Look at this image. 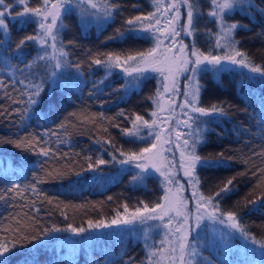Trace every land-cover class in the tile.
Segmentation results:
<instances>
[{
    "label": "trees",
    "instance_id": "16d2710c",
    "mask_svg": "<svg viewBox=\"0 0 264 264\" xmlns=\"http://www.w3.org/2000/svg\"><path fill=\"white\" fill-rule=\"evenodd\" d=\"M10 2L15 4L16 0ZM110 2L121 7L114 19L102 27L97 26L95 17L87 14L82 16L81 10L75 6L72 12L63 15L64 27L60 29V39L70 54L69 59L73 63H80L81 69L79 73L74 68L69 69L64 74V80H71L70 87L57 88L51 97L47 94L51 85L46 84L42 103L33 106L24 119H21V112L28 107V97L22 93L31 91L26 89L29 81L39 82L44 75V68L42 65L32 69L24 67L37 55V45L29 42L18 58L15 44L22 36L34 33L37 26L33 23L23 28L13 21L10 24V36H0V40H10V43L3 44L0 52L6 48L12 63L22 69V72L16 73L15 79L25 80L24 85L16 83L13 87L7 72L0 73L8 85L6 89H0V105L4 106L0 111L7 109L0 116V141L16 140L28 135L38 138L31 147L20 149L7 142L0 143V159L9 162L8 166L0 164V195L5 196L0 200V225L19 211H25L32 213L40 223L44 222L46 228L53 225L67 228L71 224L88 229V220H103L109 224L118 211L123 214L122 205L125 203L131 206L136 201L142 207V201L151 207L160 202L164 195L162 179L156 174L148 173L142 181H133L139 171L128 165L113 162L97 170L88 168L86 157H91L92 161L97 157L111 160L112 155L122 159L116 149L139 151L155 142L154 137L147 141H133L121 129L132 128L135 115L143 116L151 123V114L155 112L156 106L154 101L160 98L157 89L160 87L165 91V85L157 81L156 75L145 76L138 88L125 90L121 86L126 79H130L125 77L120 68L113 69L112 74L105 79L106 69L91 63L90 56L97 52L147 53L154 47L152 36L146 33L137 34L144 37L141 39L128 36L123 40H106L115 34L117 28L124 27L127 17L155 12L153 0ZM29 3L36 7L41 0H29ZM252 3L254 7L248 11L229 13L228 20L247 25L246 28L237 29L234 34L235 40L239 41L237 47L254 64L264 66V0H252ZM200 6L205 15L200 20V31L195 41L197 47L207 54L210 46L215 44V39L206 30L215 32L217 28L207 16L210 0H200ZM84 7L88 8V5ZM15 10L20 11L21 7ZM183 39L187 45L193 42V37L183 36ZM69 41L75 43L69 44ZM224 51L214 49V54L223 55ZM197 79L203 86L199 97L200 106L211 108L213 104H221L227 111L225 116H200L197 121L206 130V142L197 148L199 155L216 159L217 154L223 152L227 164L198 166L196 173L201 182L200 191L204 195H211L218 191L222 182L235 177L233 191L221 199V207L238 211L241 223L247 230L258 240H264V173L261 172L264 169V157L260 155L264 151V131L256 119L264 106V77L236 66L223 67L220 71L208 68L200 72ZM101 80L104 83L93 88V84ZM5 91L11 94L12 99L4 95ZM14 109H20L21 112H15ZM121 111L124 115H117ZM70 113L77 115L72 116ZM62 123L63 128L60 127ZM137 123L141 125L140 135L147 137L148 128L141 122ZM41 148L48 149V156L40 153ZM229 157L231 160L227 159ZM36 177L43 182L38 183ZM32 184H36L37 192L31 188L24 190L25 185ZM13 185L20 186L19 194L17 191H8ZM251 200H255L256 204H249ZM124 215L127 217L128 213ZM37 224L36 221L33 225ZM27 227L25 225L20 229L28 234ZM222 228L204 221L201 229H198L204 238L200 245L203 257L212 259L213 264H261L264 258L258 246L243 239L239 233L221 240ZM156 236V233L153 234V237ZM208 238H211V244L207 242ZM5 241L11 246L13 240ZM145 249L150 250V246L143 238L135 239L126 227L113 225L89 229L80 235L71 231L49 235L40 232L35 240H21L6 257L10 264H106V260H111L113 264H125L130 258V264H139Z\"/></svg>",
    "mask_w": 264,
    "mask_h": 264
},
{
    "label": "snow or ice",
    "instance_id": "6c2138e0",
    "mask_svg": "<svg viewBox=\"0 0 264 264\" xmlns=\"http://www.w3.org/2000/svg\"><path fill=\"white\" fill-rule=\"evenodd\" d=\"M153 3L156 5L155 12L148 13L147 15L141 14L127 17L124 20V27L117 28L115 34L107 37L106 40H123L128 36L141 39L144 37L137 34L146 32L152 35L155 42L154 47L150 48L147 53L136 52L135 54H123L114 51L97 52L92 54L90 59L92 64L102 66L106 69L105 79L112 74L113 69L120 68L125 74V77L132 78L131 80L126 79L125 84L121 88L131 90L139 87L142 78H146L144 74L148 71H157L163 75V69L157 67L161 63L157 52L163 40L156 33H166L163 39L169 40L170 42H176V37L180 36L181 33L186 37H193L191 45L184 44L183 40L178 41L180 44L178 51L182 54L179 57L181 71L183 73H191V75L186 77L188 83L186 85V91L184 92L185 101L181 105V108L186 107L189 110L184 113L187 116L185 127L189 131L187 133L188 138L183 140L180 168L183 170L184 176L188 178L189 186L193 188V198L196 200V213H191L188 209V200L178 194L183 190L184 185L179 184V181L171 174L170 170L174 165L166 164L164 157L158 149L157 143L151 142L147 147L141 148L139 151L116 149L120 156L123 157L122 159H118L116 155H112L111 160H105L101 157H97L95 161H92L91 157H86V159L89 161L88 168L90 170H97L100 166L113 162L120 165H133L141 170L133 177V181H142L148 169H154L155 172L163 177L162 185L164 187V195L161 197L160 202L149 207L147 203L141 201L142 207H135L131 211L130 216L127 217L124 214L129 213V205L125 203L122 205L124 210L123 214L118 211L109 224H106L103 220L96 222L88 220V229L83 226L73 227L71 224L67 228H59L53 225L51 228H43L42 233L49 235L54 232L71 231L76 235H80L89 229L108 228L113 225L119 227L121 225L135 224L138 221L145 223L148 220H158L160 223L156 227H162L166 230L164 239L160 243L161 245L166 243L169 245L167 251L171 257V264H202V262L203 264H213L212 259L202 256V247H200L201 241L204 238L201 237L198 229H201L204 220L207 219L212 225L223 226L220 235L221 240H224L234 233H239L243 239L258 246L261 249L260 255L264 258V240H258L247 230L245 225L241 223L238 211L224 210L221 207V199L233 191L235 177L222 182V186L213 194L204 195L200 191L199 185L201 182L196 173L198 166H227L223 152L218 153L216 159H210L202 157L197 151L198 146L206 142V130L202 129L197 123L199 117L227 115L226 108L221 104H213L211 108L200 106L199 97L203 86L197 79L199 73L207 71L209 66L213 70L220 71L223 69V63L227 62L232 65L247 68L250 72L259 73L264 77V66L254 64L247 54L237 47L239 41L234 38L236 30L246 28L247 25H242L238 21L229 22L228 20L229 13H235L237 10L248 11L252 9L254 7L252 0H210V10L207 12V16L216 25L217 31L212 32L211 29L206 30L215 39V44L210 46L207 54L197 47L195 41V37L200 31V20L205 15L200 6V0H171L167 4H163L162 0H153ZM85 5H88V8H85ZM74 6L81 10L82 16L87 14L88 16L95 17L98 27H102L107 21L113 20L115 13L121 7L119 4L111 3L110 0H55V2L53 0H41V3L36 7L30 6L29 0H16L15 4L10 2V0H0V36L4 38L10 36V24L13 21L23 28L33 23L37 26L34 33L22 36L15 44V52L18 58L19 54L29 42L37 45V55L25 63L24 67L32 69L34 66L38 67L42 65L44 68V75L39 82L34 83L29 81L26 89H31V91L22 93V95H27L28 97L26 102L28 107L23 109L22 112L20 109H14L15 112H21V119L27 117L28 112L33 106L42 103V93H45L46 84L50 83L51 85L47 93L51 97L57 88L67 89L70 87L71 80L67 82L64 80V74L69 69L74 68L77 73L81 69L80 63H73L69 59L70 54L65 50L64 42L60 39L59 35L60 29L64 27L62 22L63 15L72 12ZM161 6L169 13V16L166 17L165 25L158 27L161 25V19L156 16V12L160 11ZM16 7H21V10L16 11ZM101 8L102 11H100ZM89 9H95L96 11H89ZM5 42L10 43V40H0V48L3 47ZM68 43L74 44L75 42L69 41ZM214 49H224L225 51L223 55H219L214 54ZM168 51H171V47L168 48ZM6 53V48L3 52H0V73L7 72L8 76L11 77L13 87H15L16 83L24 85V79L18 81L15 79L16 73L22 72V69L17 64L12 63L11 58ZM164 58L165 60L169 59L167 56ZM172 59H177L176 53H173ZM167 78L165 76V79ZM103 83L104 80L94 83L93 88H97L99 84ZM7 86L5 79L0 76V89H6ZM116 90L119 91L120 89ZM165 91H168L167 85H165ZM4 95L12 99L11 94L7 91L4 92ZM157 95H159V89H157ZM13 102L16 101L13 100ZM3 107V105H0V108ZM5 112H7V109L0 111V116H3ZM70 115L76 116L77 114L70 113ZM100 115L103 118V114L101 113ZM117 115L123 116L124 113L121 111ZM152 115L156 116L157 114L153 112ZM256 119L258 126L264 131V106L257 113ZM137 122H141L144 127L148 128L147 137L140 135L141 125ZM153 125H155V121L150 123L143 116L135 115V119L132 121V128L121 129V131L124 135L133 138V141L136 139L147 141L150 137H154V140L158 141L160 140V133L153 132ZM60 127L63 128L64 124L62 123ZM37 139L36 136L28 135L16 140L0 141V143L7 142L20 149L31 147L33 141ZM113 147L115 146L113 145ZM40 153L48 156L49 151L46 148H41ZM260 155L264 157V151ZM227 159L231 160V157ZM0 164L8 166L9 162L0 159ZM261 172L264 173V169H261ZM36 179L38 183L43 182L39 177H36ZM169 185H178L176 192H173ZM28 188H31L33 192L38 191L36 184L24 186V190ZM8 191H17L19 194L21 189L19 185H13ZM4 198V195H0V200ZM109 199L112 198L109 197ZM248 203L255 205L256 201L251 200ZM174 220H176L175 228L172 227ZM31 230L37 234L29 236L22 229H16L20 233V239L13 240L11 246L8 241L0 239V264H10L6 254H10L15 245L20 243L21 240H35L38 238L40 230L36 228H32ZM177 233L179 235H176ZM193 233H195V236H193ZM169 235H175L174 246L173 241L168 239ZM145 239H147V236ZM207 242L211 244V238H208ZM165 250L163 248L150 247L147 264H160V260L165 257H160L159 254ZM130 260L126 261L125 264H130ZM93 264H96V262H93ZM106 264H113V262L106 260ZM261 264H264V259H262Z\"/></svg>",
    "mask_w": 264,
    "mask_h": 264
},
{
    "label": "rangeland",
    "instance_id": "374dc122",
    "mask_svg": "<svg viewBox=\"0 0 264 264\" xmlns=\"http://www.w3.org/2000/svg\"><path fill=\"white\" fill-rule=\"evenodd\" d=\"M53 2H55V0ZM169 2H171V0H162L163 4H167ZM156 13L157 17L161 19V25L158 27H163L166 23V17L169 16V13L165 11L163 6H161L160 11ZM146 35L152 36L150 33H146ZM156 35L160 36L163 40V43L161 44V47L157 52V55L159 56L161 61V63L157 65V67L163 69V75H161L160 72L157 71H148L144 75H156L158 78L157 81H159L162 85H167L168 91H163L159 87V95L157 96H160V98H158V101L156 99V106L154 108V111L157 115L153 116L151 114V120L155 121V125H153L152 130L153 132L160 133V140H155V143H157L158 149L165 159V163L174 165V167L170 170L171 174H173L175 179L179 181V184L184 185L183 190L178 194L188 200V209L192 214H195L196 200L193 198V188L189 186L188 178L184 176V172L180 168L183 140L188 138L187 133L189 131V129L185 127L187 116L184 115V113L189 110L186 107L181 108V105H183L185 101L184 92L186 91V85L188 83L186 77L188 75H191V73H183L181 71L179 57H181L182 54H180L178 51L180 48V44L178 43V41L183 40V43L186 45L187 43L183 39V33H181L180 36L176 37V42L164 40L163 37L166 35V33L158 32L156 33ZM169 47H171V51H168ZM173 53L177 54V59L175 60L172 59ZM165 56H167L169 59L165 60ZM236 66L238 65H232L227 62L223 63L224 68ZM209 69H212L211 66H209ZM165 76H167L168 78L165 79ZM129 79L131 80L132 78L129 77ZM128 166L138 169L133 165ZM138 171L140 172L141 170L138 169ZM148 173L156 174L163 180V177H161L159 173L155 172L152 168H149L148 172L145 174ZM169 187L172 188L173 192H176L178 185H169ZM139 205V203H136V201H134L133 204L129 206V213L127 216H130L131 211L135 207H140ZM25 213H27V215H25ZM7 219L2 223V225H0V239L3 240L20 239V233H18L16 229L22 226L25 227V225H28L26 231H28L27 235L29 236L35 235V232L31 230L32 228L39 229L41 233L42 229L46 228L45 223H40V221L36 219V217L30 212L19 211L17 215H14L13 217ZM36 221L38 222V224L34 226L33 224ZM204 221L208 220L205 219ZM159 223L160 221L158 220H148L145 223H140L138 221L135 224L121 225L120 227L124 229L126 227L129 233H131L133 235V238L135 239L143 238L150 247L166 249L159 254L160 257H165L160 260V264H171V257L169 256V252L167 251V249H169V245L167 243L161 245L160 243V241L164 239L166 230L162 227H156V225H158ZM172 227H176V220L173 221ZM155 233L158 236L153 237V234ZM176 235L179 234L177 233ZM146 236L147 239H145ZM168 239L175 243V235H169ZM145 250L146 251L143 253L139 264H147V256L149 250Z\"/></svg>",
    "mask_w": 264,
    "mask_h": 264
}]
</instances>
